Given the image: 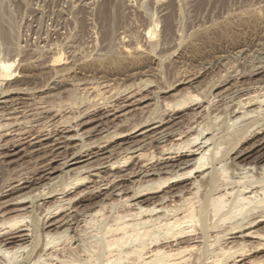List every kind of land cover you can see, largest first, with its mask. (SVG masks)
I'll use <instances>...</instances> for the list:
<instances>
[{
  "label": "rangeland",
  "instance_id": "obj_1",
  "mask_svg": "<svg viewBox=\"0 0 264 264\" xmlns=\"http://www.w3.org/2000/svg\"><path fill=\"white\" fill-rule=\"evenodd\" d=\"M2 62L13 64L0 71V264H115L119 249L106 242L120 221L161 237L179 198H158L183 184L174 164L203 130L210 152L190 199L200 242L189 262L213 264L233 245L225 261L264 264L261 237L238 246L248 229L264 234V0H0ZM73 153L82 162L64 164ZM250 187L259 189L242 201ZM220 195L228 210L215 213ZM149 207L158 212L140 209ZM223 214L235 220L222 224ZM23 234L7 257L19 242L2 240Z\"/></svg>",
  "mask_w": 264,
  "mask_h": 264
},
{
  "label": "bare ground",
  "instance_id": "obj_2",
  "mask_svg": "<svg viewBox=\"0 0 264 264\" xmlns=\"http://www.w3.org/2000/svg\"><path fill=\"white\" fill-rule=\"evenodd\" d=\"M105 7V6H104ZM103 9H105V8H103ZM104 11H106V9L104 10ZM101 12H103V11H101ZM104 15V13H102V15L101 16H103ZM103 18V17H102ZM151 32V31H150ZM147 33H149V32H147ZM59 57V56H58ZM60 58V57H59ZM9 62V61H8ZM12 64H13V62H11ZM11 63H7V62H5V63H3L2 62V64H0V71H1V73H2V75L3 76H7L8 74L10 75V69H11ZM0 73V74H1ZM95 89V88H94ZM96 89H98V88H96ZM100 89V88H99ZM93 91V90H92ZM95 92V91H94ZM264 93V92H263ZM101 94V93H100ZM254 95V94H253ZM251 97V96H250ZM262 97V96H261ZM257 98H259V97H257ZM262 99H264V98H262ZM253 100V98H248V100H247V102H243V104L244 105H246V104H250V101H252ZM257 100V99H256ZM255 100V101H256ZM258 101H259V99H258ZM261 102H262V100H260ZM259 101V102H260ZM242 103H241V105H243ZM244 105L241 107V108H243L244 107ZM257 105V104H256ZM236 106V105H235ZM250 106V105H249ZM260 106V105H259ZM240 107V106H239ZM258 107V106H257ZM235 111V110H234ZM245 111V110H244ZM237 112V111H236ZM237 113H239V111L237 112ZM243 114V113H242ZM236 116V115H235ZM238 117L237 118H239L240 116H239V114L237 115ZM246 116V115H245ZM243 117V116H242ZM241 117V118H242ZM236 120V119H235ZM199 125V124H198ZM195 126V125H194ZM189 128V127H188ZM204 131V130H203ZM203 131H200V132H198L197 133V135L196 136H193V138L192 137H190L191 139H189V140H187V142L185 143V144H183L184 145V147H183V145H182V147L183 148H185L186 146H188L189 144L190 145H193V146H190V147H188V149L185 151V154H182L183 155V157L181 158V159H179V160H177V162L174 164L175 165V167H178L179 169H183V170H185L184 172H183V174H182V177H183V175H184V178H182L181 180L183 181V184H181V186L180 187H174V188H177V189H175L174 190V188H168L169 189V191L167 192V194L166 195H164V196H160V198H158V199H160L159 201H161V202H164V200H165V202L167 201H170V203H172L173 204V202L175 203V198H179V202L177 203H175V204H173L172 206L174 207V211H173V213L175 212V214L172 216V218L170 219V217L168 218V219H170L169 221H168V219H167V222L165 223V225H166V227H164L165 228V231H164V233H163V235L160 237V235L159 236H157L158 235V233H157V235H155V236H153L152 235V233H153V231H152V228H151V230L149 229H143L142 231L141 230H138V229H136V228H134L133 227V224L132 223H127V222H125V223H122L121 221H120V223L121 224H119V225H117L115 228H109V230L110 231H113L112 233V238H110V240H109V242L107 243L106 242V246L108 247V252H110L111 251V249H113V251H114V249H115V247H116V249L118 248L119 249V251L117 250V258H115L116 260H114L113 259V261H112V259H111V262H113L114 263V261H115V264L119 261V262H121L122 263V261H123V259L126 261H123L124 263L123 264H194V263H192V262H189V260L190 259H192V258H190L191 257V254L193 255V252L192 251H194V249H197V245H196V243H198V242H200V240L198 241V238H200V237H198V236H196L197 234H199V232H197L196 231V229L195 228H193V224H195V223H193L192 221L194 220V218L197 216H195V211H198V210H195L194 211V209L195 208H193L194 206H193V204L192 203H190V201L191 200H194V198L193 199H191V197H192V194L194 195V192L196 191L197 192V189H198V187H197V185H199L200 183H201V181L204 179L203 177H204V171L203 170H205L204 169V166H205V163H208V162H204V159L206 158V156L208 155L207 153H208V151H209V148H208V138H206V137H203L201 140H199V137L203 134ZM205 132V131H204ZM184 136V135H183ZM203 136V135H202ZM181 138V137H180ZM179 138V139H180ZM178 139V140H179ZM181 140V139H180ZM203 140V141H202ZM180 144V143H179ZM210 144V143H209ZM262 144H264V136L262 137V139L258 142V144H256V146H262ZM181 145V144H180ZM171 146V145H170ZM255 146V147H256ZM261 146H260V148H261ZM181 147V148H182ZM212 147V146H211ZM171 149V148H170ZM180 149V148H179ZM212 149V148H211ZM214 149V148H213ZM165 150V149H164ZM135 152V151H134ZM210 152V151H209ZM165 153V152H164ZM216 153H218L217 151H216ZM74 155L71 157V158H69V160H67L64 164H67V163H69V162H71V161H74L73 163H72V165H75V164H77V163H80V162H82L81 161V158H83L84 156H85V154L84 155H82V154H75V153H73ZM87 154V153H86ZM207 154V155H206ZM215 154V153H214ZM262 154V153H261ZM88 155V154H87ZM262 155H264V154H262ZM261 156V155H260ZM129 157V156H128ZM139 157V156H138ZM235 158V157H234ZM262 158H264V157H262ZM208 159V158H207ZM176 161V160H175ZM113 165H114V162L113 163H111V166L110 167H113ZM116 165V164H115ZM208 165V164H207ZM262 165H264V164H262ZM82 167V166H81ZM50 169V168H49ZM264 168H262V170H263ZM54 170V169H53ZM82 170V169H81ZM80 170V171H81ZM139 170V169H138ZM54 171H56V170H54ZM54 171H50V172H48V174H52ZM79 171V172H80ZM82 172V171H81ZM153 172V171H152ZM139 173V172H138ZM196 174V173H198L197 175H193L192 176V174ZM146 174V173H145ZM47 175V174H46ZM147 175V174H146ZM157 175V174H156ZM48 177V176H47ZM131 177H133V176H131ZM178 177V176H177ZM179 177H181V176H179ZM178 177V178H179ZM216 177V176H215ZM263 177V176H262ZM38 178V177H37ZM43 178H45V177H43ZM42 178V179H43ZM78 179H79V177H77ZM86 178L88 179L89 177H86V176H84L83 178H81L82 180H86ZM116 178V177H115ZM118 178V177H117ZM203 178V179H202ZM126 179V178H125ZM200 179H201V181H200ZM215 179V178H214ZM252 179V178H251ZM30 180V179H29ZM110 180V179H109ZM118 180V179H117ZM120 180V179H119ZM168 180V179H167ZM166 180V181H167ZM173 180V179H172ZM180 180V181H181ZM258 180V179H257ZM256 180V181H257ZM41 181V180H40ZM88 181V180H87ZM96 181V180H95ZM94 181V182H95ZM98 181V180H97ZM138 181V180H137ZM161 181V180H160ZM170 181V180H169ZM214 181H216V180H214ZM226 181H228V180H226ZM225 181V182H226ZM235 181V180H234ZM243 181V180H242ZM246 181V180H245ZM245 181H244V183H245ZM255 181V182H256ZM24 182V181H23ZM76 182V181H75ZM89 182V181H88ZM90 182H92V180L90 181ZM100 182H102V181H100L99 180V182L96 184V185H105L104 183H100ZM164 182V181H163ZM162 181L160 182V183H163ZM200 182V183H199ZM212 182V181H211ZM218 182V181H217ZM230 182V181H229ZM236 182V181H235ZM239 182H240V180H239ZM239 182H237L238 184H239ZM257 182H259V180L257 181ZM109 183V182H108ZM152 183V182H151ZM214 182H212V184H213ZM231 183V182H230ZM240 183H243V182H240ZM246 183H247V181H246ZM251 183V181L248 183V184H250ZM263 184L264 185V181L263 182H260V184ZM76 184V183H75ZM85 184V183H84ZM91 184V183H90ZM94 184V185H95ZM158 184V183H157ZM210 184V183H209ZM259 184V185H260ZM79 185V184H78ZM160 185V184H159ZM203 185V184H202ZM217 185H218V183H217ZM220 185V184H219ZM224 185V184H223ZM225 185H227V184H225ZM232 185V184H231ZM240 186H241V184H239ZM239 185H238V187H239ZM252 185V183L250 184V186ZM253 185H256L254 182H253ZM122 186V185H121ZM201 186V185H200ZM215 186V185H214ZM214 186H213V189H218L217 187L216 188H214ZM236 186V185H235ZM245 186V185H244ZM249 185H247V187H248ZM19 187V186H18ZM21 187V186H20ZM23 187V186H22ZM21 187V188H22ZM25 187V186H24ZM230 187V186H229ZM103 188V187H102ZM105 188V187H104ZM224 188V187H223ZM233 188V187H232ZM261 188V187H260ZM11 190L12 189H15V186L14 187H11L10 188ZM115 189V188H114ZM167 189V190H168ZM226 189H227V187H226ZM249 189V188H248ZM259 189V188H258ZM258 189H256L255 187H250V189L248 190V191H245L244 193H247V194H252L251 196H243V197H241L240 199L243 201V200H247L248 201V199L249 198H251L252 196H253V194L255 195V193H257V190ZM137 190V189H136ZM113 191V190H112ZM217 191V190H216ZM236 191V190H235ZM243 191V190H242ZM262 191H264L263 189H262ZM109 192V191H108ZM211 192H212V188H211ZM210 192V193H211ZM230 192V191H229ZM228 192V194H230ZM238 192V191H237ZM239 192H240V190H239ZM261 192V191H260ZM113 193V192H112ZM137 193H138V191H137ZM149 193V192H148ZM201 193H203V192H201ZM215 192H213L212 194H214ZM105 194V193H104ZM223 194V193H222ZM225 194V193H224ZM227 194V195H228ZM240 194V193H239ZM103 195V194H102ZM109 195V194H108ZM135 195V194H134ZM145 195V194H144ZM232 195V194H231ZM207 196V195H206ZM210 196H212V195H210ZM263 196V195H262ZM134 197V196H133ZM199 197V196H198ZM208 197H209V194H208ZM224 197V196H223ZM222 197V198H223ZM150 198V197H149ZM177 198V199H178ZM236 198V197H235ZM259 198V197H258ZM261 199H260V202L261 203H263V205H264V197L262 198V197H260ZM122 199V198H121ZM191 199V200H190ZM209 199V198H208ZM220 199H221V195L220 196H217V197H212V199H211V201H214V202H212L214 205H212V206H214V208H215V210H214V212L215 213H217L219 210L218 209H220L221 211H224V209L222 208V207H224L225 206V203H223V206H221L220 205V207L221 208H218V206H219V204L220 203H218L217 204V202L219 201V202H221L220 201ZM238 199H239V197H238ZM210 200V199H209ZM208 200V203L210 202ZM236 200H237V198H236ZM17 201V200H16ZM126 201V200H125ZM144 201H147V203H149V204H152L153 202H154V200H153V198H150V199H146V200H144ZM195 201V200H194ZM246 201V202H247ZM250 201V200H249ZM248 201V202H249ZM256 201V203H257V200H255ZM160 202V203H161ZM233 202H234V200H233ZM238 202H239V200H238ZM22 203V202H21ZM99 203V202H98ZM135 203V202H134ZM194 203V202H193ZM207 203V204H208ZM211 203V202H210ZM209 203V204H210ZM222 203V202H221ZM245 203V202H244ZM252 202H250V204H251ZM258 203H259V200H258ZM100 204V203H99ZM154 204V203H153ZM217 204V205H216ZM232 204H234V203H232ZM237 204V203H236ZM235 204V205H236ZM164 205V204H163ZM168 205V204H167ZM201 205V203L199 204V206ZM255 205V204H254ZM261 204H259L258 206H259V208L261 207L260 206ZM154 206V205H153ZM210 206V205H209ZM237 207V210H240V212L241 213H243V211H245V209H243V207H244V204H242V205H240V206H243V207H241L242 209H240V208H238V205H236ZM250 206V205H249ZM249 206H246L245 205V207H249ZM100 207V206H99ZM127 207H128V205H127ZM166 207V206H165ZM198 207V206H197ZM196 207V208H197ZM201 207V206H200ZM208 207V206H207ZM211 207V206H210ZM251 207H252V204H251ZM264 207V206H263ZM156 208V207H155ZM154 207L152 208V207H149V208H140L143 212L145 211V213L146 212H149V214L151 215L152 214V211L153 212H158V211H155V210H157V209H155ZM162 208V207H161ZM232 208V207H231ZM250 208V207H249ZM258 208V207H257ZM129 209V208H128ZM163 209V208H162ZM168 209V208H167ZM170 209V208H169ZM199 209V208H198ZM202 209V208H201ZM212 209V208H211ZM233 209V208H232ZM99 210H101V209H99ZM98 210V211H99ZM137 210V209H136ZM160 210V209H159ZM166 210V209H165ZM165 210H164V212H165ZM170 210H172V209H170ZM225 210H228V209H225ZM256 210H258V209H256ZM260 210H261V208H260ZM263 210H264V208H263ZM167 211V210H166ZM203 211H204V209H203ZM230 211H231V209H230ZM235 211V210H234ZM234 211H232V212H234ZM247 211V210H246ZM250 211V210H249ZM253 210L251 209V212H252ZM131 212V211H130ZM199 212H202V211H199ZM211 212V211H210ZM238 213H240L239 211H237ZM127 213V212H126ZM156 213H154V214H156ZM163 213V212H162ZM167 213V212H166ZM213 214V215H216V214ZM224 213V212H223ZM235 213V212H234ZM233 213V214H234ZM247 213H249L248 211H247ZM247 213H246V215H247ZM261 213V212H260ZM118 214V213H117ZM135 214V213H134ZM137 214H138V212H137ZM141 214V213H140ZM167 214H169V213H167ZM171 214V213H170ZM227 215H228V213H226ZM95 215H97V214H95ZM123 215V214H122ZM127 215V214H126ZM199 215H201V213L199 214ZM219 215V214H218ZM217 215V216H218ZM235 215V214H234ZM240 215V214H239ZM238 215V216H239ZM252 215V214H251ZM250 215V216H251ZM117 216V215H116ZM120 216V215H119ZM129 216V215H128ZM131 216V215H130ZM164 216V215H163ZM168 216V215H167ZM229 216H231V217H229ZM229 216H224V214H223V216L220 218V217H218V218H220V221H222V224H223V220H227V219H230L231 220V218H232V215L230 214ZM244 216H245V214H244ZM258 216H260V215H258ZM262 218H264V213H262ZM260 216V217H261ZM17 217H18V215H17ZM97 217V216H96ZM121 217V216H120ZM124 217H125V215H124ZM166 217V216H165ZM235 218H236V215L234 216ZM259 217V218H260ZM60 218V217H59ZM123 218V217H122ZM135 218V217H134ZM153 218H155V217H153ZM164 218V217H163ZM162 218V219H163ZM197 218V217H196ZM200 218V217H199ZM214 218H216V217H214ZM235 218H232V220L234 219L235 220ZM254 218V217H253ZM131 219V218H130ZM144 219V218H143ZM152 219V218H151ZM242 219H243V216H242ZM261 219V218H260ZM260 219H259V221H260ZM24 220V219H23ZM120 220H121V218H120ZM126 220H128V219H126ZM155 220V219H154ZM153 219H152V221L153 222H155ZM230 220H228V221H230ZM231 220V221H232ZM264 220V219H263ZM263 220L261 219V222H263ZM13 221H15L16 223H17V220H13ZM55 221V220H54ZM117 221V220H116ZM130 221V220H129ZM136 221V220H135ZM143 221V220H142ZM152 221H149V222H152ZM157 221L158 222H160L159 221V219H157ZM163 221V220H162ZM253 221V220H252ZM251 221V222H252ZM256 221V220H255ZM254 221V222H255ZM9 222V221H8ZM19 222V221H18ZM22 222V221H21ZM118 222H119V220H118ZM117 222V223H118ZM124 222V221H123ZM144 222V221H143ZM143 222L141 223L142 224V228H144L143 227ZM146 222H148L147 220L145 221V223ZM165 222V221H164ZM192 222V223H191ZM195 222V221H194ZM197 222V221H196ZM249 222V221H248ZM250 222V223H251ZM257 222V221H256ZM11 223V222H10ZM24 223V222H23ZM56 223H58V222H52L51 221V223H50V226H56ZM61 223V222H60ZM116 223V222H115ZM134 223V222H133ZM136 224H137V222H135ZM185 223H186V225L189 223H191V226L192 227H182V225H185ZM221 223V222H220ZM224 223H225V221H224ZM228 223V222H227ZM249 223V224H250ZM7 224H9V223H7ZM6 224V225H7ZM18 224V223H17ZM132 224V225H131ZM136 224H134V226L136 225ZM149 224V223H148ZM147 224V225H148ZM151 224V223H150ZM188 224V225H189ZM211 224V223H210ZM214 224V223H213ZM216 224H219V222L218 223H216ZM216 224H214L213 225V227H216ZM255 224V223H254ZM4 225V224H3ZM12 225V224H11ZM23 225V224H22ZM58 225V224H57ZM113 225V224H112ZM138 225H140V224H137L136 225V227L138 228ZM151 225H154V223H152ZM158 225H163V224H158ZM256 225H258V224H256ZM60 226V225H59ZM150 226V225H149ZM190 226V225H189ZM233 226V225H232ZM231 226V227H232ZM249 226V225H248ZM250 226H252V225H250ZM61 227V226H60ZM105 227H107L106 225H105ZM111 227V226H110ZM157 227H159V226H156V228ZM194 227H196V226H194ZM246 227V226H245ZM52 228V227H51ZM141 228V227H140ZM155 228V227H154ZM153 228V229H154ZM162 228V227H161ZM160 228V229H161ZM217 228H219V227H217ZM240 228H241V226H240ZM244 228V227H243ZM11 229V228H10ZM17 229V228H16ZM57 229H58V226H57ZM107 229V228H106ZM159 229V230H160ZM220 229V228H219ZM246 229H248V228H246ZM251 229V228H250ZM263 229H264V227H263ZM109 230H108V233H110L109 232ZM158 230V231H159ZM164 230V229H163ZM202 230H203V228H202ZM212 230V229H211ZM213 230H214V228H213ZM234 230V229H233ZM233 230H232V232H233ZM237 230H239V229H237ZM242 230H244V229H242ZM249 230V229H248ZM247 230V232L246 233H241V234H239L240 236H238L241 240H240V242H238L239 244H238V246L239 247H242L241 249H244L243 248V246H244V241H246V240H244L243 241V238H245V237H248V238H257V237H261L263 240H264V234L263 235H259L260 233H258L257 235H254V233H252V232H249ZM21 231V230H20ZM50 231V230H49ZM106 231V230H105ZM104 231V232H105ZM149 231H151L150 233H149ZM162 231V230H161ZM160 231V232H161ZM230 231V230H229ZM107 232V231H106ZM237 232H239V231H237ZM240 232H241V230H240ZM254 232H256L255 230H254ZM7 233V232H6ZM107 233V234H108ZM150 235H149V234ZM204 233V232H203ZM226 233H228V231H226ZM20 234H22V233H20ZM52 234V233H51ZM105 234V233H104ZM205 235H206V233H204ZM19 235V234H18ZM109 235V234H108ZM202 235V234H201ZM215 235V234H214ZM6 236V235H5ZM14 236V235H13ZM26 235L25 234H23V235H20V239H19V241H18V237H5L6 239H3L2 241H4V243L7 245V244H9V243H12V244H14L13 242H15V241H17V242H19V244H17V243H15V247L14 246H11V248L12 247H14L15 249L14 250H10V251H6L5 252V254H7V257H8V254H10L11 255V253H12V251L13 252H16L15 250H18V249H21V248H24V246H22L21 247V245H20V242H22L23 243V240L24 239H26V238H24ZM47 236V235H46ZM189 236H191V237H189ZM27 237V236H26ZM53 237V235H51V238ZM106 237V236H105ZM183 237H189V238H187V239H183ZM221 237V236H220ZM232 237V236H231ZM234 237V236H233ZM14 238H17V240H15V241H13V239ZM48 238V237H47ZM51 238H50V240L48 241L49 243H52V242H50L51 241ZM58 238V237H57ZM56 238V239H57ZM130 238H132V239H130ZM178 238H182V239H179L178 240ZM260 238V239H261ZM10 239H12L11 240V242H10ZM55 239V237H53L52 238V240L53 241H57ZM128 239L131 241H128ZM203 239H204V237H203ZM217 239V238H216ZM229 239V238H228ZM238 239V238H237ZM236 239V241H238ZM258 240V239H257ZM128 241V242H127ZM202 241V240H201ZM249 241V240H248ZM261 241V240H260ZM259 241V242H260ZM129 242L130 243H132V244H129ZM262 242V241H261ZM54 243V242H53ZM126 243L128 244V245H126ZM204 243V242H203ZM221 243V242H220ZM55 244H57L56 242H55ZM230 244H232L231 242H230ZM235 244V243H234ZM236 244H237V242H236ZM47 245H48V243H47ZM54 245V244H53ZM131 247H130V246ZM198 245H200V244H198ZM207 245H209V244H207ZM262 245L264 246V242L262 243ZM4 246V245H3ZM26 246V245H25ZM56 246V245H55ZM54 246V247H55ZM126 246H129V247H126ZM197 246V247H196ZM214 246V245H213ZM216 246V245H215ZM220 246V245H219ZM223 246H225V244H223ZM235 246H237V245H235ZM249 246V245H248ZM260 246V245H259ZM262 246V247H263ZM103 247V246H102ZM105 247V246H104ZM112 247V248H111ZM123 247H125V249L123 248ZM229 247V246H228ZM227 246L226 247H217V248H219V249H217L218 251H217V254L218 255H216V257L215 258H212V259H214L213 261H212V263L213 264H232V263H234V262H236V259H235V255H237L236 254V251H239L240 250V248H237V249H239V250H235L234 252H235V255L233 256L234 257V259H228V261L229 260H231V261H225V260H227V256L225 257L226 259L224 260V256L226 255V254H228L229 253V250L230 251H232L231 250V248L233 247V245H232V247H229L228 248ZM245 247V246H244ZM60 248V247H59ZM58 248V249H59ZM106 248V247H105ZM110 248V249H109ZM209 248V247H208ZM251 248V247H250ZM254 248V247H253ZM102 250H104V248H101ZM198 249H199V247H198ZM216 249V248H215ZM260 249V248H259ZM6 250V249H5ZM101 250V251H102ZM245 250V249H244ZM43 251V250H42ZM200 251H201V249H200ZM243 251V250H242ZM253 251V250H252ZM256 251V250H255ZM11 252V253H10ZM55 252V251H54ZM107 252V253H108ZM192 252V253H191ZM208 252V251H207ZM234 252H231L230 253V256H231V254L233 253L234 254ZM240 252H241V250H240ZM240 252H237L238 254L240 253ZM116 253V252H115ZM215 253V252H214ZM241 253H243V252H241ZM13 254V253H12ZM103 254V253H102ZM105 254V253H104ZM104 254H103V256H104ZM113 254V253H112ZM208 254H211V253H208ZM213 254V253H212ZM244 254V253H243ZM49 255V254H48ZM51 255H52V253H51ZM110 254H108V255H105V256H109ZM120 255H122L121 257H120ZM198 255V254H197ZM205 255V254H204ZM245 255H248V254H245ZM110 256H112V255H110ZM109 256V257H110ZM202 256V255H201ZM207 256V255H206ZM229 256V255H228ZM228 257V258H231V257ZM6 257V256H5ZM88 257V256H87ZM113 257V256H112ZM123 257V258H122ZM41 258V257H40ZM59 258V257H58ZM120 258H122V260L120 261L119 259ZM194 258H195V256H194ZM237 258H240L239 260H237V261H240V260H242L244 257L242 256V255H240L239 257H237ZM85 259V258H84ZM90 259V258H89ZM107 260H108V258H106ZM247 259V258H246ZM253 259V258H252ZM250 260V259H248L247 261H243V262H241V264H258L259 262L258 261H255V260ZM43 260V259H42ZM65 260V259H64ZM200 260V259H199ZM50 261V260H49ZM87 261H89V260H87ZM190 261H192V260H190ZM196 261H198V260H196ZM42 262V261H41ZM66 262H68V261H66ZM79 262V261H78ZM90 262V261H89ZM109 262V261H108ZM117 263V264H121V263ZM194 262V261H193ZM204 262H205V260H204ZM61 263V262H60ZM73 263V262H72ZM71 263V264H72ZM83 264H84V262H82ZM110 263V262H109ZM196 263V262H195ZM206 263H207V261H206ZM209 263H211V262H209ZM208 263V264H209ZM238 263V262H237ZM36 264V263H35ZM69 264V263H68ZM77 264V263H76ZM81 264V263H80ZM108 264V263H107ZM110 264H112V263H110Z\"/></svg>",
  "mask_w": 264,
  "mask_h": 264
}]
</instances>
